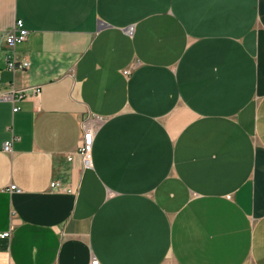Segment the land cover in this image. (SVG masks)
<instances>
[{
	"label": "crops",
	"instance_id": "1",
	"mask_svg": "<svg viewBox=\"0 0 264 264\" xmlns=\"http://www.w3.org/2000/svg\"><path fill=\"white\" fill-rule=\"evenodd\" d=\"M0 70V264H264V0H0Z\"/></svg>",
	"mask_w": 264,
	"mask_h": 264
},
{
	"label": "built area",
	"instance_id": "2",
	"mask_svg": "<svg viewBox=\"0 0 264 264\" xmlns=\"http://www.w3.org/2000/svg\"><path fill=\"white\" fill-rule=\"evenodd\" d=\"M28 29L25 27L24 21L21 18H17L15 25L12 29L7 31L4 35L5 44L7 46V53H6V66L7 68L12 71L14 74L17 71L26 70L30 66L29 59L25 57H19L16 51V45L21 41L27 38ZM124 73H129L128 69L123 70ZM0 78H1V70H0ZM32 89L35 95H39L40 87L38 86H24L19 87L15 84L12 85L10 90L2 91L0 90V99L1 100H12L15 102L16 100L23 99L27 96L28 90ZM20 107L17 104L13 105V110L16 111ZM84 126V133L82 136L81 144L78 147V151L82 156L83 163L85 165H89L92 160V144H93V130L87 129L85 122L83 123ZM90 138V139H89ZM3 149L5 151L11 150V141H5L3 145ZM60 182L57 180H53L51 182L52 187L59 186ZM10 190H19L20 188L17 187L16 183H11L9 186ZM2 237H10L11 231L5 230L0 234ZM90 264H101L100 260L97 257H93Z\"/></svg>",
	"mask_w": 264,
	"mask_h": 264
},
{
	"label": "snow or ice",
	"instance_id": "3",
	"mask_svg": "<svg viewBox=\"0 0 264 264\" xmlns=\"http://www.w3.org/2000/svg\"><path fill=\"white\" fill-rule=\"evenodd\" d=\"M90 139V138H89Z\"/></svg>",
	"mask_w": 264,
	"mask_h": 264
}]
</instances>
